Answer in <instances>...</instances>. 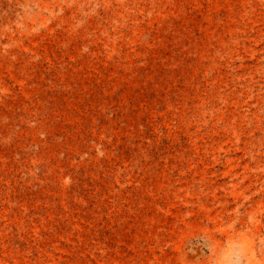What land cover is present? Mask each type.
Masks as SVG:
<instances>
[{
  "label": "rangeland",
  "instance_id": "1",
  "mask_svg": "<svg viewBox=\"0 0 264 264\" xmlns=\"http://www.w3.org/2000/svg\"><path fill=\"white\" fill-rule=\"evenodd\" d=\"M0 264H264V0H0Z\"/></svg>",
  "mask_w": 264,
  "mask_h": 264
}]
</instances>
